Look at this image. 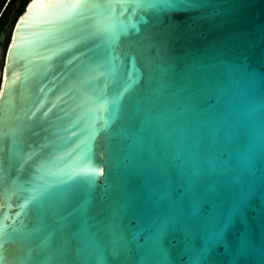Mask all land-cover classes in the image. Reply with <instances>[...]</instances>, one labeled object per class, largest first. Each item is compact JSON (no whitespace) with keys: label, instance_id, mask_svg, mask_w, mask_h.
Segmentation results:
<instances>
[{"label":"water","instance_id":"95a60500","mask_svg":"<svg viewBox=\"0 0 264 264\" xmlns=\"http://www.w3.org/2000/svg\"><path fill=\"white\" fill-rule=\"evenodd\" d=\"M20 4L0 264H264V0Z\"/></svg>","mask_w":264,"mask_h":264},{"label":"trees","instance_id":"16d2710c","mask_svg":"<svg viewBox=\"0 0 264 264\" xmlns=\"http://www.w3.org/2000/svg\"><path fill=\"white\" fill-rule=\"evenodd\" d=\"M16 0H0V29L2 28L3 24L7 21L8 15L11 13V11L14 9V2ZM21 4L19 6V9L17 10V13L23 11L26 3L28 0H20ZM16 15L14 16V18Z\"/></svg>","mask_w":264,"mask_h":264},{"label":"snow or ice","instance_id":"6c2138e0","mask_svg":"<svg viewBox=\"0 0 264 264\" xmlns=\"http://www.w3.org/2000/svg\"><path fill=\"white\" fill-rule=\"evenodd\" d=\"M0 247H2V245H0Z\"/></svg>","mask_w":264,"mask_h":264}]
</instances>
